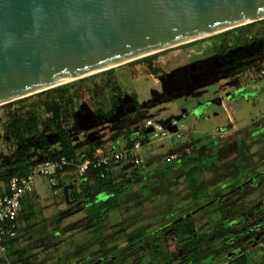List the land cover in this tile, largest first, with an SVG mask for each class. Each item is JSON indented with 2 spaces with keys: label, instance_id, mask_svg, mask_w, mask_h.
Returning <instances> with one entry per match:
<instances>
[{
  "label": "trees",
  "instance_id": "1",
  "mask_svg": "<svg viewBox=\"0 0 264 264\" xmlns=\"http://www.w3.org/2000/svg\"><path fill=\"white\" fill-rule=\"evenodd\" d=\"M243 29H247L244 37L236 38L235 33ZM207 37L213 39L211 49L218 62L214 71L219 76L233 77L244 71L247 65L254 66L257 71L264 69V18ZM197 41L191 40L181 45H191ZM239 42L242 44L238 48ZM249 43L255 48V58L246 52L248 50L245 47ZM249 62L251 64H246ZM124 65L129 68L131 78L145 74L164 81L167 76L156 53L133 59ZM113 72V67L108 68L1 104V134L4 140L11 141L14 148L0 170L1 182L13 174L29 173L43 159L62 154L79 161L96 146L114 149L121 137L125 140L124 148L131 147L138 139L129 129L131 115L141 120L146 116L141 118L137 111L131 114L123 110L125 103L121 98H125L126 94L117 91L119 84ZM98 78L104 79L97 81ZM232 79L230 81L235 87L231 94L242 88L237 79ZM106 88L117 91L109 96L107 110L93 108L87 117L91 124H100L103 119L113 123L108 136L112 145H105L102 134L97 133L93 138L89 126L80 130L76 128L78 115L80 119L84 117L83 114H75L76 102L79 103L88 95L101 97ZM260 89L263 90L264 86ZM21 101H27L26 106L13 108ZM131 101L136 110L140 108L139 103ZM153 103H157V100L152 98L142 104L144 107ZM71 127L84 134V142L74 140L77 132L72 134ZM220 140L218 138L215 141ZM215 148L220 149L226 157L224 145L220 147L208 142L199 147L187 131L186 143L167 152L177 156L168 162L162 160L161 166L151 170L150 179L149 174H139L140 171L126 174L121 168L115 177L108 174L109 168L104 170L103 177L98 175L97 170L93 171L87 178L79 179L81 189L76 204L66 203L56 215L43 216L44 233L37 237H28L33 223H24L29 217L20 208L16 218L2 223L6 233L0 242L4 248L0 250V264H253L248 249L264 242V224L261 225L264 222V194L261 190L259 195L247 201L244 196L262 184L245 182L246 186H243L239 174L246 173L251 164H241L235 156L223 159V155L216 152ZM0 156H3L1 150ZM157 171L162 172L161 178H157L160 175ZM174 172L176 175L182 172L181 187L185 192L172 183L176 177L173 176ZM55 177L57 183L51 185L52 189H61L63 194L62 187L65 184L60 182V175L55 174ZM140 178L146 179L144 187H157L156 192H162L159 187L166 186L165 182L170 181V187L174 189L173 198L168 199L169 195L165 193L159 202L160 206L151 213L144 209L123 217L116 225H101L100 219L105 218L110 210H127L146 198H149V204L152 203L151 195L144 198L146 193L140 192L143 189H132L135 187L134 181H140ZM167 200L169 204H166ZM252 207L253 213L250 214ZM73 212H78L80 216L64 222L62 217H69ZM147 215L150 216L149 220L142 221ZM118 232L126 236L120 242L114 236ZM238 235L247 238L243 242L238 239ZM171 244L174 250H171ZM132 250L138 253L135 263L130 260L133 257ZM258 264H264V258Z\"/></svg>",
  "mask_w": 264,
  "mask_h": 264
},
{
  "label": "rangeland",
  "instance_id": "2",
  "mask_svg": "<svg viewBox=\"0 0 264 264\" xmlns=\"http://www.w3.org/2000/svg\"><path fill=\"white\" fill-rule=\"evenodd\" d=\"M246 32L247 29L236 32V38L241 39L244 37ZM197 39L198 41L191 45L183 46L178 44L155 52L157 54V60L159 64H161L164 73L167 75L164 81H159L153 75H145L141 73L140 76L131 78L129 68L124 65L125 63L113 67V75L117 78V82L119 84V89L117 91L120 93L125 92L126 94L125 98H121V100L125 103V109L123 110L128 111L131 114L137 111L140 117L149 115L155 117V120H159L161 122H163L168 117L169 119L176 118L179 119L177 126L180 127L182 124V127L185 128L183 134L180 137H175L172 135L162 138L157 142L147 146L151 152L155 154V160L149 164V167L146 165V162H142L143 160L141 159L140 163L138 164L141 166V168L138 169L137 167L133 166L127 172L132 171L136 173L140 171L139 174H149L148 179H150V172H152L155 167L162 165L161 160L163 159V156L167 154V148L171 146L177 147L183 143H186V129L189 128L192 137L195 139L196 144L199 147L203 146L202 143L206 144L208 142H214L220 147L224 145L226 149V157L224 153L221 154L222 151H219L220 149L215 148L216 152L219 151L220 154L223 155V159H228L235 156L237 157L239 163L251 164L249 170H247L246 173L243 172L239 174L241 180L240 182H243V186H246L245 182H249L250 184H257L259 182L262 185H259L260 188L253 189L252 192L250 190L251 193L249 191L247 192V195L244 196L245 201H247L251 197L255 198L257 195H259L261 190L264 194V173L261 170L264 168V89H260L262 86H264V80L257 81L258 78H264V69L257 71L254 66L247 65L244 71L236 73V75L233 77L225 78L219 76V73L215 72L216 70L214 71V68L218 62L215 59L211 49V43L213 42V39L204 36L194 40ZM241 44L242 42L237 43V47L239 48ZM245 49L248 50L246 52H248V55H250L252 58L256 57L255 48L251 43H249ZM246 64L251 63L249 62ZM232 78L238 80V85L242 87L243 91L244 89H247L251 92L245 91L246 94H237L233 92V95H228L225 91H222L224 88H228L227 90H230V92L234 89L235 86L230 81L233 80ZM101 79L104 78H98L97 81H100ZM220 80L222 81V86L220 85ZM245 84L248 85L245 86ZM117 91L111 90V88H106L101 93V95L103 94L101 97L98 96L96 98L92 97L91 95L86 96L84 100L80 101L79 103L76 102L75 114H87V112H90L93 110V108L97 107L103 111L107 110L110 101L109 96L116 93ZM219 91H222V93ZM218 96L221 97L223 103L225 104V108L215 101ZM152 98L157 100V103H153L151 105L149 104V106L143 107L142 103L149 99L151 100ZM131 100H135L136 103H139L140 108L136 110ZM208 101H212V106L206 108ZM26 104L27 101H21L20 103L15 104L13 108L26 106ZM200 104L202 107L199 112L197 108ZM205 110H209L212 113L209 118H205ZM2 112L3 108L0 106V116ZM119 112L123 113V111ZM214 112L217 113L213 115ZM78 116L79 117L76 119L77 129L80 130V128L83 129L89 126V130L93 138L96 137V132H99V134H102V139L105 140V145H109L108 136L113 129V123L111 121L108 119H103L101 122H99L101 128L95 132V125L93 123H85L86 121L90 120V118L83 117V115L81 116L83 118L80 119V115ZM228 116L229 118H227ZM198 117L203 120L199 121L200 119H197ZM193 119L198 121L193 122ZM70 122L71 119H69L68 124H70ZM164 125L170 131L176 129V127L169 122ZM217 128L223 129L221 132V134H223L222 137H219L220 133H216ZM70 130L72 134L77 132L73 130L72 127ZM1 132L2 126L0 125V150L3 154V156H0V170H2L4 167V161L9 159V156H11L14 150L13 146L11 145V141L8 139L4 140ZM216 134V138H213V136ZM218 138L221 140L215 141ZM74 140L78 142H84V134L77 132V134L74 136ZM234 143L235 147H233ZM208 151L210 152L211 149ZM152 168L154 169L152 170ZM217 169L218 168H216V170ZM252 171L256 173H252ZM157 174V178H161L160 176L162 175V172L157 171ZM179 174L183 180V177L181 176L182 173ZM175 175L176 172L173 173V176ZM144 176L145 175H143V177ZM140 180H142V178H140ZM182 180L179 181V178L176 179L175 177V179L172 180V183L179 187L180 191L185 192L181 187L183 184ZM76 181L77 179L75 176L71 174L60 175V182L64 184L76 183L75 185L80 189V183L78 181L77 183ZM170 183L171 182L167 180L165 182L166 186L161 185L162 187H159L162 192H156L157 187H152L155 189H148L147 187H144L147 182L140 183L138 180H135V187L132 189L136 191L143 189L140 192L144 191V193H146L144 198L151 195L152 203L149 204V198H146L138 205L134 204L129 206L127 210H110L106 214L105 218L102 217L100 219L101 225L108 227L109 224L112 225L120 222L123 217L129 216L132 213H139L144 209L151 213L152 210H155L156 207L160 206L159 202L165 193H168V199L173 198L174 193L172 190L174 189L172 185V187H170ZM247 186L249 185L247 184ZM166 204H169V200L166 201ZM65 206L66 202L63 199L61 189L54 191L46 178L37 177L35 182V190L23 200L21 207L29 217L24 223H33V228L27 234L29 235L28 237L31 238L42 235L44 233V225L42 221L43 216L49 217L51 215H56L58 210L63 209ZM256 207L259 208V205ZM249 212L250 214L253 213V207L249 210ZM79 216L80 214L78 212H73L69 217L63 216L62 218H64V222H70ZM149 217L150 216L147 215L142 221L149 220ZM263 224L264 222L261 225ZM114 236L119 242L126 237L121 232H118ZM241 236H239L238 239L244 242L247 237L244 238ZM171 250H174L172 244ZM131 252L133 253V257H131L130 260L132 263H135L138 259V253L133 250ZM248 252L253 264L260 263L264 258V251L262 250L260 244L253 246L252 249H248ZM144 258H146V256H144ZM222 264L226 263L223 262Z\"/></svg>",
  "mask_w": 264,
  "mask_h": 264
},
{
  "label": "water",
  "instance_id": "3",
  "mask_svg": "<svg viewBox=\"0 0 264 264\" xmlns=\"http://www.w3.org/2000/svg\"><path fill=\"white\" fill-rule=\"evenodd\" d=\"M262 18L264 0H0V104Z\"/></svg>",
  "mask_w": 264,
  "mask_h": 264
},
{
  "label": "built area",
  "instance_id": "4",
  "mask_svg": "<svg viewBox=\"0 0 264 264\" xmlns=\"http://www.w3.org/2000/svg\"><path fill=\"white\" fill-rule=\"evenodd\" d=\"M179 119H169V123L174 125L176 129L169 130L164 123L153 118H145L143 122L144 128H149L147 138L149 140H158L174 135L180 137L185 128L177 126ZM216 133H220L223 129L217 128ZM217 134L213 136L216 138ZM140 147L139 142H134L129 148L122 149H105L102 146H96L90 153L85 154L79 161L73 157L66 155H58L52 159H43L40 163L34 165L31 171L22 175H10L5 182L0 184V242L2 241L6 228L2 223L11 221L16 218L22 201L34 190L37 177H44L51 185L56 184L57 175L72 174L76 178L83 180L93 171H98L100 177L104 176V170L111 166L117 165L120 161L132 160L133 163L139 164L141 159L137 154ZM175 153L166 154L162 159L163 162H168L174 159ZM260 246L264 251V242H260ZM4 248L0 245V250Z\"/></svg>",
  "mask_w": 264,
  "mask_h": 264
},
{
  "label": "crops",
  "instance_id": "5",
  "mask_svg": "<svg viewBox=\"0 0 264 264\" xmlns=\"http://www.w3.org/2000/svg\"><path fill=\"white\" fill-rule=\"evenodd\" d=\"M161 65V64H160ZM222 80V79H221ZM220 80V85L222 86L223 84H222V81ZM224 82V81H223ZM228 88H224V90H222V91H225L228 95H230L231 93H230V90H227ZM222 91H219V92H221L222 93ZM228 91V92H227ZM231 95H233V94H231ZM215 101L218 103V104H220L222 107H224L225 108V104L223 103V101H222V99H221V97L220 96H218L216 99H215ZM202 104V103H201ZM199 105L198 106V110H199V112H200V109H201V107H202V105ZM210 106H212V101H208V104H207V107L206 108H209ZM206 112V115H205V118H209L210 116H211V112L208 110H205ZM84 112V111H83ZM86 112V111H85ZM135 113V112H134ZM217 112H214L213 113V115H215ZM87 114H89V112H87ZM87 114H83L84 115V117H86L87 118ZM198 114V113H197ZM89 116V115H88ZM146 116V118H153V119H155V117H152V116H149V115H145ZM144 116H142L141 118H143ZM169 118V117H168ZM167 118V119H168ZM204 118V119H205ZM227 118H229V116L227 117ZM197 119H200L199 121H202L203 119H201L200 117H198ZM88 120V119H87ZM144 120L145 119H143V120H141V119H137V118H135V115H131V119H130V121H129V129H130V131L132 132V133H135V136L138 138V139H136V141L135 142H139L140 143V147H139V149H138V151H137V154H138V156L140 157V159H142L143 161L142 162H146V165H148V167H149V164H151V162H154V160H155V154L154 153H152L151 152V150L147 147L148 145H150V144H152V143H154V142H157L158 140H160V139H158V140H149L148 138H147V135H146V128H144L143 127V122H144ZM198 120H196V119H193V122H197ZM229 121V120H228ZM90 123L91 124V120H88V121H86L85 123ZM169 122V121H168ZM94 125H95V132H96V129L98 128H101V125L100 124H98V123H93ZM164 124H166V123H164ZM166 127V126H165ZM167 128V127H166ZM187 131H189L190 132V134H191V131L189 130V128H187L186 129ZM96 133H98L99 134V132H96ZM191 136H192V134H191ZM109 141V145H112V141H110V140H108ZM118 143H117V145L114 147V149H122V148H124L125 147V140H124V138L123 137H121V138H119L118 140ZM183 144H185V143H183ZM182 144V145H183ZM202 144H204V143H202ZM181 146V145H180ZM180 146H177V147H173V146H171V147H168L167 149H168V152H171V151H173V150H176L178 147H180ZM141 152V153H140ZM140 153V154H139ZM141 154H142V156H141ZM145 155V156H144ZM164 157V156H163ZM162 161V160H161ZM153 164V163H152ZM134 164H133V161L132 160H124V161H122L121 163H119V164H117V165H114V166H111L110 168H109V170H108V174L109 175H111V176H117V172L119 171V169L121 168L124 172L123 173H128L127 171L133 166ZM123 166H125V167H123ZM153 166V165H152ZM176 168H177V166H176ZM153 169V168H152ZM147 170H150V169H147ZM122 173V174H123ZM180 173H182V172H180ZM182 176V175H181ZM176 177H178L179 178V180H182L181 179V177H180V174L178 173L177 175H176ZM76 178V177H75ZM175 178V177H174ZM77 179V181L79 182V179L78 178H76ZM76 181V182H77ZM77 182V183H78ZM140 183H142V182H145V180H144V178H142V180H140L139 181ZM0 184H2L1 182H0ZM67 184V183H66ZM76 184V183H75ZM75 187H76V189H77V191H78V189H79V187H77L76 185H75ZM80 189H81V187H80ZM79 189V190H80ZM34 190H35V187H34ZM33 190V191H34ZM32 191V192H33ZM32 194V193H31ZM30 195V194H29ZM28 195V196H29ZM21 208V207H20Z\"/></svg>",
  "mask_w": 264,
  "mask_h": 264
},
{
  "label": "flooded vegetation",
  "instance_id": "6",
  "mask_svg": "<svg viewBox=\"0 0 264 264\" xmlns=\"http://www.w3.org/2000/svg\"><path fill=\"white\" fill-rule=\"evenodd\" d=\"M76 201H77V197H76V199L73 201V203L75 202L74 204H76Z\"/></svg>",
  "mask_w": 264,
  "mask_h": 264
},
{
  "label": "bare ground",
  "instance_id": "7",
  "mask_svg": "<svg viewBox=\"0 0 264 264\" xmlns=\"http://www.w3.org/2000/svg\"><path fill=\"white\" fill-rule=\"evenodd\" d=\"M118 64H120V63H118Z\"/></svg>",
  "mask_w": 264,
  "mask_h": 264
}]
</instances>
